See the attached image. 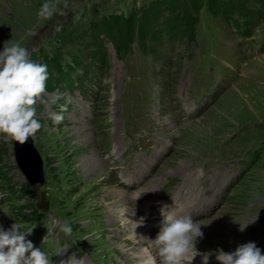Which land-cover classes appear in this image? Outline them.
<instances>
[{
    "label": "rangeland",
    "instance_id": "374dc122",
    "mask_svg": "<svg viewBox=\"0 0 264 264\" xmlns=\"http://www.w3.org/2000/svg\"><path fill=\"white\" fill-rule=\"evenodd\" d=\"M44 2L0 0V50L13 37L30 50L32 58L60 56L62 71L77 73L71 90L61 82L65 74L50 75L44 102L36 104L37 118L45 127L31 139L43 161L44 182L32 187L29 196L24 194L26 198L12 200L17 205L35 203V207L40 202L41 213L50 214L34 224L35 230L49 226L54 237L60 229L53 221L63 222L60 217L67 215L72 227H77L72 232L90 245L85 264H103L104 260L139 264L136 258L142 244L134 237L140 226L135 222L141 217L127 211L131 222L125 224L117 212L121 199L115 193L121 195V190L114 188L119 184L125 189L128 205L143 186L128 192L120 179L131 176L138 160L143 167L145 161L154 160L170 135L172 153L156 167L152 180L170 176L177 185L181 178L190 180L183 173L190 166L219 159L234 163V167L229 165L239 182L224 199L226 173L209 167L201 178L205 189L200 201L191 203L195 195L184 201L174 191L169 205L179 214L214 200L211 207L194 214L206 224L202 225L203 238L197 240L198 252L234 249L241 239L261 242L264 0H47L57 5V11L40 18L37 12ZM66 34H72L70 41ZM104 43L108 64L86 62L101 59ZM90 45L91 50L80 54ZM75 60L77 66L70 68ZM82 62L87 71L81 72L86 68ZM188 99L196 109L195 123L173 129L184 106H189ZM54 113L64 116L59 124L50 118ZM0 147L7 151L0 171L8 168L7 175L0 173V223L4 224L8 220L5 199L11 193L6 180H12L10 186L19 191L26 178L17 166L13 141L0 140ZM251 149L258 150L257 162ZM201 152L206 156H199ZM110 156L108 165L105 160ZM100 162L105 167L93 171L90 165ZM242 166L249 171L238 181ZM192 187L187 183L183 190ZM157 189V195L164 191ZM237 221L251 223L241 232ZM23 227L30 226L24 223ZM99 236L107 241L96 249L93 240ZM148 250L158 259L155 248ZM213 258L210 255L209 260Z\"/></svg>",
    "mask_w": 264,
    "mask_h": 264
},
{
    "label": "clouds",
    "instance_id": "9594fccd",
    "mask_svg": "<svg viewBox=\"0 0 264 264\" xmlns=\"http://www.w3.org/2000/svg\"><path fill=\"white\" fill-rule=\"evenodd\" d=\"M56 11L57 5L45 0L37 15L40 18L52 17ZM49 75L48 65L33 59L26 46L14 41L13 37L4 41L0 50V140L16 141L22 145L45 127L37 118L36 104L38 101L44 102L43 94ZM50 118L53 123L59 124L64 116L62 113H54ZM160 214L161 225L155 238L141 236L149 247L155 248L159 264H191L197 255L202 256L203 264H208L213 253H199L196 247L198 238H203L204 235L202 225L206 224L202 220L195 221L191 214L177 215L174 206L167 204L161 206ZM144 222L145 218L141 217L135 223L137 225ZM238 223L239 231L243 232L251 222ZM53 224L65 234L73 231L68 220H55ZM32 231L33 229L22 230L17 221L8 229L0 223V264H53L48 252L41 247H34L33 242L26 238ZM50 235L51 231L48 229L43 242ZM214 254L221 264H264V252L255 241L241 243L233 251L219 248ZM60 264L83 262L73 253L67 260H61Z\"/></svg>",
    "mask_w": 264,
    "mask_h": 264
},
{
    "label": "water",
    "instance_id": "95a60500",
    "mask_svg": "<svg viewBox=\"0 0 264 264\" xmlns=\"http://www.w3.org/2000/svg\"><path fill=\"white\" fill-rule=\"evenodd\" d=\"M14 150L17 165L26 176L30 185L36 186L43 183V161L31 137L22 145L14 141Z\"/></svg>",
    "mask_w": 264,
    "mask_h": 264
},
{
    "label": "trees",
    "instance_id": "16d2710c",
    "mask_svg": "<svg viewBox=\"0 0 264 264\" xmlns=\"http://www.w3.org/2000/svg\"><path fill=\"white\" fill-rule=\"evenodd\" d=\"M66 37V39L68 40V41H70L71 40V38H72V34H66L65 35ZM33 59H35V60H37V61H39L38 59H36V56H33ZM43 60H41V61H39V62H42V63H46L47 65H48V71H49V73H50V75H58V74H64V72L62 71V61H61V57L60 56H58V57H56V58H51V57H49L48 55H46V56H43V58H42ZM56 70L55 72L53 71V70ZM49 75V76H50ZM67 76H69V74H67ZM52 77V76H51ZM64 78V80H67V83L68 84H70V86L73 84V80L71 79V78H69V79H67V78H65V77H63ZM57 86V85H56ZM7 153V151H5L3 148H1L0 147V164L3 162V157H4V155ZM3 167V166H2ZM5 168H7V167H5ZM5 173V175H7V173L6 172H4ZM29 185V184H28ZM26 190H27V194H28V196L30 195V187L29 186H27L26 187ZM30 208H32V206L31 205H29V203L27 204H24L21 208H20V210L21 211H24V210H27V209H30ZM37 213H38V210H34V212L32 213V218H27V219H25V220H36L37 218H38V215H37ZM24 214H26V213H23L22 212V215L23 216H25ZM23 218V217H22ZM24 219V218H23Z\"/></svg>",
    "mask_w": 264,
    "mask_h": 264
},
{
    "label": "bare ground",
    "instance_id": "6f19581e",
    "mask_svg": "<svg viewBox=\"0 0 264 264\" xmlns=\"http://www.w3.org/2000/svg\"><path fill=\"white\" fill-rule=\"evenodd\" d=\"M257 63H260V60L257 62ZM191 83V82H190ZM161 117V116H160ZM205 117V116H204ZM161 134V133H160ZM162 135V134H161ZM91 146V145H90ZM92 148V147H91ZM94 149V148H93ZM103 160V159H102ZM187 164V163H186ZM90 166H92V170L93 171H95V169L96 170H101L103 167H105L104 166V163L102 164L101 162L99 163V166L98 165H93V164H91ZM118 190V189H117ZM116 190V191H117ZM116 194V193H115ZM122 212H124V210H122ZM137 220V219H136ZM212 220H214V219H212ZM215 220H218L217 218L215 219ZM206 226V225H205ZM204 226V227H205ZM218 226V225H217ZM204 227H202V229H204ZM208 228V227H207ZM214 229V228H213ZM139 248V247H138ZM137 249V248H136ZM133 250H135V249H133ZM155 252V251H154ZM135 253V252H134ZM156 256V255H155ZM137 260H138V258H136ZM150 261L152 262L153 261V259H152V257H150Z\"/></svg>",
    "mask_w": 264,
    "mask_h": 264
}]
</instances>
